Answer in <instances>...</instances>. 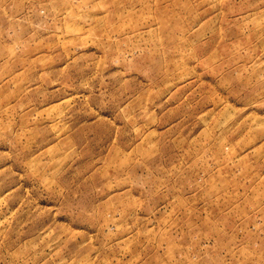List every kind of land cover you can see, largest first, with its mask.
I'll use <instances>...</instances> for the list:
<instances>
[{
	"label": "rangeland",
	"instance_id": "1",
	"mask_svg": "<svg viewBox=\"0 0 264 264\" xmlns=\"http://www.w3.org/2000/svg\"><path fill=\"white\" fill-rule=\"evenodd\" d=\"M0 264H264V0H0Z\"/></svg>",
	"mask_w": 264,
	"mask_h": 264
}]
</instances>
